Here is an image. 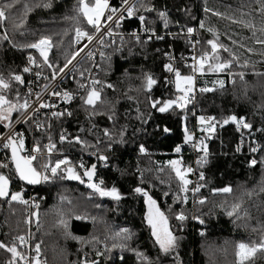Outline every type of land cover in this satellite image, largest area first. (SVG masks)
I'll return each mask as SVG.
<instances>
[{
  "label": "trees",
  "instance_id": "trees-1",
  "mask_svg": "<svg viewBox=\"0 0 264 264\" xmlns=\"http://www.w3.org/2000/svg\"><path fill=\"white\" fill-rule=\"evenodd\" d=\"M9 2L10 0H0V4ZM46 2L48 0H20L8 10L6 21L0 23V74L6 80L10 73L24 76L26 59L33 52L22 49L19 45L35 42L41 36H51L53 48L50 62L58 71L74 52L76 27L90 33L94 30L83 17L79 24L72 19L77 15L74 11L77 0H52V7L44 8L42 5ZM144 3L154 6L156 11L146 12L140 9L133 19H126V25L139 28L138 16L143 14L147 17L148 26L155 28L157 33L178 32L182 28L193 27L199 35L201 52L210 51L207 40L213 39L214 35L207 29L211 27L218 34V42L229 49L219 50L221 61L232 60V54L238 58L232 60L230 68L223 72L205 70L197 78L196 102L199 115L215 116L222 120L235 114L237 117H246L253 124L254 130L264 127V75H257L264 73V45L256 43L257 39H264V32L260 31L264 27V12L261 11L264 0H144ZM25 4L32 8L26 16L23 15ZM37 4L41 6L35 7ZM205 8L211 11L205 12ZM159 11L168 13L167 29L157 16ZM216 12L221 15H215ZM21 19L25 21L24 24L15 27ZM201 20L204 21V28L199 27ZM249 23L254 24L255 28L247 27ZM5 30L9 34L7 39H3ZM177 38L152 39L146 45L129 39L122 51H109L107 57L110 59L102 61L97 80L103 84L111 83L115 87H103L101 99L105 103L98 102L97 111L106 112L108 102L119 101L116 103L115 122L104 115L89 119L91 109L86 111L80 99L86 92L78 96L67 109L73 113L72 116L65 115L51 120L50 134L53 142L57 141L56 135L61 126L68 129L69 138L80 135L91 145H97V137L100 139L97 147L88 149H83L79 144L58 143L57 154L51 156L53 164L57 159L67 157L77 166L81 175L83 169L78 167L81 161L86 167L96 164L93 181L103 179L106 187L114 184L119 188L122 199L115 201L111 197H101L86 187L87 177L82 176L85 182L81 183L78 180L61 179L60 175L53 177L49 171L50 179L37 189L43 200L33 226V246L35 248L37 244L40 245L39 255L47 264H83L84 261H96L97 264H141L132 251L121 252L119 248L112 249L111 253L106 251L105 244L111 248L112 243L122 242L119 238L112 239L122 228L130 229L132 233L129 246L144 252L152 264H177V257L179 264H236V244L259 241L262 234L259 229L264 225V191H261L264 188V164L259 163L264 157V133L257 131L262 150L258 163L249 166L248 157L234 151L236 133L233 123L224 127L217 126L215 134L205 140L208 162L203 167L198 165L206 173L204 186L199 192L201 199L206 202L197 203L194 207L190 191L187 193L186 204L173 202V196L179 194L183 197L185 193L180 191L179 181L166 162L176 157L184 165L192 162L187 154L188 143H184V126L186 124L191 128L194 117L190 112V104L186 113L180 109L160 113L151 107V101L174 98L177 94L174 83L165 81L164 52L160 49V46L166 47L168 43L177 48L188 49V37ZM249 48L252 49L251 52L248 51ZM245 61H248L246 66ZM142 71L150 72L157 80L150 92L137 91L141 88V80L137 77L141 76ZM241 72L244 73L243 79L238 75ZM183 74H191V69L186 68ZM217 76L225 78L223 88L213 85ZM203 87L214 90L201 92L200 88ZM17 91L23 102L25 88L16 81L11 82V87L5 90V94L9 99L15 100ZM128 96L134 99L129 100ZM19 114L14 112L13 119ZM92 125L96 127L93 128ZM125 125L124 143H114L109 150V141L104 137L103 129L109 128L113 137L119 140V131ZM165 126L170 132H163ZM81 128L84 129L83 132ZM3 129L4 125L0 124V131ZM207 135L204 134L203 138ZM45 140L48 141L47 137ZM141 144L148 153L139 151ZM177 144L182 146L180 153L183 157L174 151ZM93 153H104L109 159L106 162L100 161ZM102 162L109 165L101 167ZM7 175L11 179L10 192L20 191L22 186H31L19 180L15 170ZM63 175L66 177V173ZM137 186L144 187L157 200L161 210L169 216L170 228L180 238L176 250L168 255L161 253L158 245L154 244L151 229L144 219L147 207L143 198L132 192ZM228 186L231 187V192L213 191ZM166 192L167 196L164 195ZM10 198L11 196L0 197V242L9 247L14 244L18 235L27 231V215L23 203L11 201ZM234 204L241 205L239 220L227 215ZM169 206L172 212H169ZM181 209L188 216L183 224L173 215ZM78 216L85 218L77 219ZM193 216H199L204 224L192 219ZM61 219L67 221V229L59 223ZM252 228L257 231L253 232ZM73 237L83 238L85 242ZM93 237L98 238V241H94ZM97 251L103 255L97 256ZM11 260L12 254L5 248H0V264H8ZM246 264H264V252H257Z\"/></svg>",
  "mask_w": 264,
  "mask_h": 264
},
{
  "label": "snow or ice",
  "instance_id": "snow-or-ice-1",
  "mask_svg": "<svg viewBox=\"0 0 264 264\" xmlns=\"http://www.w3.org/2000/svg\"><path fill=\"white\" fill-rule=\"evenodd\" d=\"M20 0H10L7 4H0V23H3L7 19V12L8 10L15 7L17 3H19ZM41 5L37 4L35 7H40ZM44 8H51L52 7V0H48V2L44 3L42 5ZM140 9H143L146 12H153L156 11L154 6H149L144 3V0H121L120 7H113L110 4V0H77V4L74 7V11L76 12V16L72 17V19L77 21V24H79V20L81 17L86 19L87 24L91 25L92 28L95 30L93 33H90L81 27L77 26L75 29L76 32V43L79 44L81 40L86 39L89 43H91L95 38L97 33H101L102 27L104 25H107V31L105 33H102L99 37V43L103 46L104 45V35L112 36L113 35V29L112 24H114L116 27H120L121 22L125 19V13L128 18H132L137 16ZM32 8L29 7L27 4L24 5V13L23 15L26 16L29 11H31ZM186 11H190L187 10ZM205 12L211 11V9L205 8ZM261 11L264 12V3H262ZM215 15H221V13L216 12ZM157 16L159 19L163 22L164 27L167 29L169 26V19H168V13L166 11H159L157 12ZM103 18V23H102ZM139 23H140V30L134 31L130 35L135 38V41L137 44L146 45L149 41L155 37L157 40H163V36H159L156 34L155 28L149 27L147 21V17L143 14H140L138 16ZM24 20L21 19L18 24H15V27H20L24 24ZM111 22V23H109ZM150 23V22H149ZM178 23V22H177ZM247 27L255 28L254 24H247ZM200 28H204L205 24L204 21L201 20L199 24ZM140 31H143L145 34H147V40H141ZM196 31L193 27H187L186 32L182 28L180 33H177V36L180 35H187L188 37H191V35ZM208 32L213 33L214 38L207 40V44L210 45V51L204 50L201 52V54L197 57L196 55H193L191 57V60L193 63L191 65L185 64V67L191 68V74L184 75L181 73L179 68L174 67V60L175 57L169 53L165 52L164 55L168 58L169 63L164 64V69L168 73L174 74V81L168 80L167 77H165L166 83L172 84L174 83L175 89H176V95L174 98L159 100L155 99L151 101V107L154 109H157L160 113H166L170 110L180 109L187 112L188 105L192 102V99L194 98L193 93L195 91V85H196V74L199 73L200 75H203L205 73V70L208 72H223L226 69H229L232 60L238 59L234 54H232V60L227 61H221V57L219 55V50L223 49L224 51H229L227 47H225L222 43H219V37L218 34L215 33V30L211 27L207 29ZM261 32H264V27H261ZM171 35V33H169ZM3 39H7V35L5 34ZM188 43H190L193 52L196 50V45L200 43L199 40L191 41L189 40ZM256 43L264 45V39H257ZM16 45H14L15 47ZM124 46V39L123 34H121V46L120 48H117L116 51H122ZM22 49H35L39 52V56L42 58L41 64L47 65L48 68H52V64L49 62V52L53 48V42L51 36H41L38 40L32 43H27L23 45H19ZM84 47H88L87 44L84 45ZM82 50V49H81ZM157 51H160L157 49ZM249 52L252 51V49H248ZM79 53H73L71 55L70 59H67L66 63L62 68L58 69V72H64L66 68H68V65L72 63V60L75 59L76 55ZM131 54V50H130ZM88 55L91 57L94 55V53L89 52ZM102 59H110V57H105V54L103 52L100 53ZM145 59H147V56H145ZM181 59H186L184 57H181ZM245 66L247 65L248 61H245ZM32 65H36L38 68L40 67V64L37 63V58L33 56L31 53H29L27 57V66L23 68L24 73H29L32 71ZM127 72V70H125ZM36 77L39 78L42 76L41 71H37L35 73ZM57 75V70H53L52 73V79L54 80ZM238 75L243 79L244 73H238ZM257 75H264V73H257ZM81 76H83V73H81ZM45 80L48 79V77H44ZM137 79L141 80V88L137 89V91L141 90H147L151 91L153 88V85L157 84V80L153 78V75L150 72H143L140 77H137ZM16 81L19 84H24V78L21 74L16 73H10L9 78L6 80L3 74H0V124H3L5 128H8L9 134H7L4 137V143L3 147L5 149L11 150V161L15 165V174L21 181H26L28 184L31 185H37L41 182H47L50 177L48 175L49 171L51 172V175L53 177L60 175L61 179L67 178L71 180H78L81 183H84L83 177H87L88 187L93 189L96 193H98L101 197H111L115 201H120L122 199V194L118 187H116L114 184L111 187H106L105 182L103 179H100L98 182H93V177L96 175V164H92L90 167H86L84 162L81 161L78 165L80 169H83V173L81 175L80 172L77 171V166L73 165L72 161L69 160L67 157L63 159H57L55 163L53 164L51 160V153L56 149V143L53 142L52 136L50 134L51 124L49 123L47 125L48 130V143L41 145L39 140H35L33 143V147L30 150V154L28 155H21L22 152L25 151V137L23 133H17L12 131V124H13V117L12 114L14 112H19L20 117H24L23 122H27L28 119H31V116L26 115L29 108L32 107V105L29 103L28 96L31 95L32 89L29 87V92L26 94V96L23 99V102H21V97L19 91L16 93L15 100L9 99L8 96L5 94V90L10 89L11 82ZM214 83L218 84L221 88L224 87V81L223 80H217ZM101 86V87H97ZM106 86L109 89H114V85L111 83L103 84L101 81L92 79L90 85H85L83 83L78 84V87L81 89H84L86 92L85 96H81L80 99L83 102V106H85V110L89 111V119L97 116V115H104L107 116V119L110 121H114L117 119V113H116V103H119V101H116V103L108 102L109 107L108 111L106 112H100L97 111V103L104 104L105 101L101 99V93L103 91V87ZM48 88V85H44V89L46 90ZM212 88L203 87L200 88L201 92H209L213 91ZM131 91V89H130ZM52 95L60 97L63 101L66 103H70L74 95L72 92H69L67 90H64L63 92L59 91H53ZM41 93L37 92L36 97L37 100L40 99ZM129 100L134 99L132 96L127 97ZM55 105L48 104V103H40L39 108H53ZM39 108L33 109V113H36L39 111ZM137 112H139V109H137ZM72 112L65 109L63 112H52L53 117H63L65 115L72 116ZM20 117H17V122H20ZM138 118H142V116H138ZM184 120H187V115H184ZM197 120L200 125H202L200 131L207 133L208 135L202 138L198 143H194L193 147L197 148L198 150L202 151L204 155L197 160V164L203 167L204 164L208 162V146L205 143V140L208 139L210 136L214 135L217 129V126L224 127L225 125H228L229 123H233L236 126L237 131H240L241 129H246L251 134L253 129V124L247 120L246 117L240 116L237 117L235 114L229 115L222 120H218L215 116H204L200 115L197 117ZM145 123L147 121H144ZM36 129L42 130L45 129V125L41 122H36ZM93 128L96 127V125H92ZM126 125L122 126L119 131V140H116L113 137V134L109 128L103 129V135L106 137L109 141L107 147L109 150L112 149L114 143H124V134L126 131ZM84 129L81 128V132H83ZM256 131L264 133V127H261L259 129H256ZM163 132L167 133L170 132V129L168 127L163 128ZM194 140V135L189 131L187 125L184 126V143H190ZM59 142L61 144L68 143L69 145L79 144L82 146L83 149H88L92 147H97V145L100 143L99 137H97V145H91L86 139H82L80 135H75L71 138H69V135L66 133V130L62 131L59 136ZM244 137L243 133L241 134L240 142L237 144L235 151L240 152L242 149V146L244 144ZM255 145V146H253ZM42 148L46 150L47 152V162L40 166V169H38L36 166H34L33 162L38 159L37 154H43ZM182 150V146L177 144L174 148V151L176 153H180ZM262 150L261 145L257 143L255 140L251 141L249 143V151L251 153H256L258 151ZM98 151V149H97ZM139 151L141 153H145L147 150L144 147L143 144L139 146ZM95 154V153H93ZM98 160L100 161H107L109 159L106 155H98ZM172 169V171L175 174V177L179 181L180 184V191L185 193L183 197H181L179 194L173 196V202L176 203L177 201H180L181 203L186 204L188 202V196L187 193L189 191V185L192 184V181H190L187 178L188 173L193 172V169L189 167H184L183 162L181 159H173L168 160L166 162ZM258 163V161L255 158H252L249 161V166H255ZM259 163L264 164V157H262L259 161ZM9 165L6 163L0 162V168H7ZM63 166V167H62ZM106 166V165H105ZM163 171V169H160ZM63 173H66V177L63 175ZM142 175V174H141ZM205 179V174L203 171L199 172V180L203 181ZM10 184L11 179L8 175H5L3 172H0V197H8L11 196V201H19L20 203L27 204L28 201L23 199V190L16 191V192H10ZM203 184H200L199 182L196 183V186L191 189L193 193H198L200 189L203 187ZM231 187H224L220 189H214V192H224L228 193L231 192ZM261 191H264V188H261ZM132 192L134 194H137L143 198V202L147 207V211L144 214V219L146 220L147 224L149 225L151 229V236L154 238V244L158 245L159 251L163 253L164 255H168L176 250L178 247V241L179 237H177L173 230L169 226V216L165 214L164 211L161 210L158 202L156 199L153 198L152 195L149 194V192L144 188L137 186L132 189ZM165 196L168 195V193H164ZM63 199V198H62ZM197 203L204 204L206 201L205 199H200L199 201H196ZM37 208L39 207L38 204L35 205ZM241 205L240 204H234L232 206L231 211L227 212V215L232 217L235 216L237 220L241 219L239 215V209ZM169 212H172L171 206H169ZM174 218L183 224L184 221L188 219L187 214L183 209H181L179 212L173 213ZM245 216H247V213H245ZM77 219H84L85 217H76ZM192 219L198 220L200 224H204V220L201 219L199 216H193ZM61 225L64 226L65 229L68 228V223L66 220L61 219L59 221ZM253 232H256V228H252ZM259 231L262 233L261 237L258 242L253 241L251 243H245V242H239L235 246V256H236V264H246V262L250 261L254 255L257 252H264V225H261V228ZM69 235H71L69 233ZM203 235V233H201ZM116 238H119L122 242L121 243H112L111 248L105 244V249L107 252L111 253L112 249L119 248L121 252L128 250L135 253V256L138 261L141 262V264H152V261L150 258L142 251L131 248L129 246L128 241L132 239V233L130 229L122 228L118 232L114 234L112 237L113 240ZM19 240L21 244L26 243L24 236H19L16 238ZM73 239L81 240L82 243L83 238L80 237H73ZM94 241H98V238L93 237ZM89 243L91 241H88ZM0 248H5L9 253L12 254V260L8 262V264H15L16 259L19 258L20 260H23L25 264H29L28 258L24 256L20 251L17 250V246L13 244L11 247L4 244L3 242H0ZM35 253L36 256L34 257L33 264H41V261L39 259L40 254V245L37 244L35 246ZM97 256L103 255L100 251L96 252ZM121 259H123V256H121ZM83 264H97L96 261H84ZM177 264H179L178 257H177Z\"/></svg>",
  "mask_w": 264,
  "mask_h": 264
},
{
  "label": "built area",
  "instance_id": "built-area-1",
  "mask_svg": "<svg viewBox=\"0 0 264 264\" xmlns=\"http://www.w3.org/2000/svg\"><path fill=\"white\" fill-rule=\"evenodd\" d=\"M132 2V0H130ZM110 4L113 7H120L121 0H110ZM128 18L126 13H125V19L121 22L120 27H116L114 24H112V29H113V35L108 36L104 35V45L102 46L99 43V37L101 36L102 33H105L107 31V25H104L102 27L101 33L96 34V38L89 43L86 39H83L80 41L79 44H77L76 41V33L74 36V52H78L79 54L76 55L75 59L72 60V63L68 65V68L64 70V72H58L56 78L53 80L52 79V73L53 70H55L54 67L48 68L47 65L41 64L42 58L37 57V53L32 54L37 58V63L40 64V67L38 68L36 65H32V71L29 73H24V81L25 83L22 84L24 85L25 88V95L28 94L29 92V87H31L32 92L31 95L28 96L29 103L32 105L31 108L28 109L26 115L31 116V119H28L27 122L24 121V117H20V114L17 117H20V122H17V117L13 119V124H12V131L17 132V133H23L25 137V151L21 153V155H28L30 154V150L33 147V143L35 140H39L41 145L47 144L48 141L45 140V138L48 135V130H47V125L51 122L53 119H58L57 117L52 116V112H63L65 109H68L77 99L78 96L82 95L85 93L84 89H81L78 87V84L83 83L85 85H90L92 79L98 78L101 68H102V59L100 53L103 52L105 54V57L108 56L109 51L111 49L116 50L117 48H120L121 46V34H123V39H124V46L129 39H134L133 36L130 34L134 31H139V28L133 27L132 25H126V22L129 20L133 19ZM128 19V21L126 20ZM126 20V21H125ZM102 23H103V18H102ZM111 23V22H109ZM186 32V28H183ZM95 30H93L91 33H93ZM178 32H162V33H157L159 36H163L164 38L169 37L171 40H175L178 36L176 35ZM171 33V35L169 34ZM140 36L141 38L147 40V34H145L143 31H140ZM180 36H186L187 35H180ZM154 40L155 37H153ZM178 39V38H177ZM196 41L199 40V35L198 32H194L191 37H188V41ZM87 44L88 47H84V45ZM123 46V48H124ZM166 47L160 46V49L165 52L171 53L174 57V67L179 68L181 73L183 74V71L186 68L190 67H185V64L191 65L193 61L191 60V57L193 55H196L197 57L201 54L199 44L196 45V50L193 52L192 47L189 43L188 49H183V48H177L176 46L171 43H168L165 45ZM82 49V50H81ZM92 52L94 53L93 56H89L88 53ZM39 53V52H38ZM181 57H184L186 59H181ZM164 60L165 64L169 63L168 58L164 55ZM50 62V60H49ZM51 63V62H50ZM25 66H27V59ZM191 69V68H190ZM37 71L42 72V76L37 78L35 73ZM81 73H83V76H81ZM165 77H167L168 80H173L175 79L174 74L168 73L165 71ZM208 74V73H206ZM201 76L199 73L196 74V81L197 78ZM44 77H48L47 80L44 79ZM47 84L48 88L45 90L44 85ZM64 90H67L69 92H72L74 95L73 100L70 103H66L63 101L60 97L52 95L53 91H59L63 92ZM197 88L195 89L193 96L194 98L192 99V102L190 103V112H192L193 115V122H192V127L188 128L189 131L194 135V140L190 143H188L187 149L188 152L187 154L192 158V162L186 164V167H191L193 169V172L188 173L187 178L192 181V184H190L189 191L192 196L193 200V206L197 204L196 201H199L201 197L199 196L198 193H193L191 191L192 188L196 186V183L199 182L200 184H203V181L199 180V172L203 171L206 177V173L203 169L198 168L197 160L198 158L202 157L204 153L197 148L193 147L194 143H198L204 136V134H207L205 132L200 131L202 125L199 124L197 117L199 115V110L196 102V94ZM39 92L41 93L40 99L37 100L36 93ZM40 103H48L55 105L53 108H39ZM39 108V111L36 113H33V109ZM204 116H210V115H204ZM60 118V117H59ZM36 122H41L45 125V129L42 130H37L36 129ZM234 131L236 133V142L234 145V151L237 146V144L240 142L241 139V134L243 133L244 137V144L242 146V149L240 152H236L238 154H243L248 157V160L250 161L252 158H255L256 160L258 159V156L261 153V150L256 152V153H251L249 151V143L253 140H255L257 143L261 145V142L258 138L257 131L252 129L251 134L249 133L248 130L246 129H241L240 131H237L235 124H233ZM66 130V133L68 132V129L65 126H61L59 128V131L57 132L56 139L57 141L54 142L56 143V146L59 142V136L62 131ZM9 129L5 128L2 131H0V162L6 163L9 166L7 168H0V171H3L7 174H11L15 170V166L12 163L10 157L11 154H9L10 149H5L3 147L4 143V137L9 134ZM255 146V145H253ZM262 148V146H261ZM58 152L57 147L56 149L51 153L52 155H56ZM149 151H146L148 153ZM42 153L43 154H37L38 159L33 162L34 166H36L38 169L42 170L40 168L41 165L45 163V159L47 158V152L45 149L42 148ZM95 155H105L104 153H96ZM180 157H183V154H179ZM108 166L109 163H101V167L103 166ZM5 174V175H7ZM95 182V181H94ZM43 182L37 185H31V186H22L20 191L23 190V199L27 200V204H23L25 207V212L27 215L26 223L28 226V230L19 236H24L26 243L21 244L19 240L15 238L14 244L17 246V250L20 251L24 256L28 258L29 264H33L34 257L36 256L35 253V248L33 246V232H32V225L34 224V219L36 218V213L38 208L35 206L38 204L40 206V203L43 200V196L40 195L37 192L38 187L41 186ZM201 190V189H200ZM10 196V195H9ZM11 200V198H10ZM39 259L41 261V264H47L46 261L39 255ZM17 261L15 264H25L23 260H20L19 258L16 259Z\"/></svg>",
  "mask_w": 264,
  "mask_h": 264
},
{
  "label": "rangeland",
  "instance_id": "rangeland-1",
  "mask_svg": "<svg viewBox=\"0 0 264 264\" xmlns=\"http://www.w3.org/2000/svg\"><path fill=\"white\" fill-rule=\"evenodd\" d=\"M5 34L7 35V37H9V34H8V31H7V30H5V31L3 32V35H5ZM141 40H144V39H141ZM28 50H29V49H28ZM30 50L33 51L32 54H33V53H34V54L37 53V57H38V58H41V57L39 56V53H38L37 50H35V49H30ZM51 50H52V49H51ZM50 52H51V51H50ZM50 52H49V60H50ZM35 56H36V55H35ZM217 80H223V81L225 82V78H224L223 76H221V77H220V76L215 77L214 82L217 81ZM214 82H213V85H216V86H217L218 84H216V83H214ZM196 88H197V82H196V85H195V89H196ZM175 159H178V157H176ZM45 160H46V159H45ZM183 166L186 167L184 164H183ZM13 192H16V191H13ZM33 226H34V224L32 225V232H33V230H34V229H33ZM27 230H28V226H27Z\"/></svg>",
  "mask_w": 264,
  "mask_h": 264
},
{
  "label": "water",
  "instance_id": "water-1",
  "mask_svg": "<svg viewBox=\"0 0 264 264\" xmlns=\"http://www.w3.org/2000/svg\"><path fill=\"white\" fill-rule=\"evenodd\" d=\"M14 166H15V165H14ZM24 182H26V181H24ZM93 182H94V181H93ZM26 183H27V182H26ZM27 184H28V183H27ZM29 185H31V184H29ZM86 187L89 188V187H88V182H87V184H86ZM90 189H91V188H90ZM92 190H93V189H92ZM10 191H11V184H10ZM8 197H9V196H8ZM8 197H2V198H8Z\"/></svg>",
  "mask_w": 264,
  "mask_h": 264
}]
</instances>
